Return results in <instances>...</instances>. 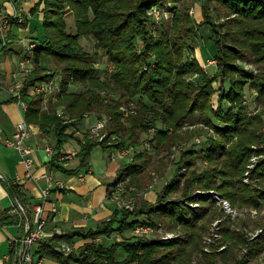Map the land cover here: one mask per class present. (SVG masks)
Listing matches in <instances>:
<instances>
[{
	"label": "trees",
	"instance_id": "trees-1",
	"mask_svg": "<svg viewBox=\"0 0 264 264\" xmlns=\"http://www.w3.org/2000/svg\"><path fill=\"white\" fill-rule=\"evenodd\" d=\"M212 1L225 15L223 22L217 21L212 14L209 5ZM44 2L42 10L39 3L31 10V18L22 14L24 20L20 21L4 15L3 0H0V52L7 51L10 39L14 38L10 31L2 29L4 17L10 24L23 27L31 23L29 34L38 45L30 50L34 69L24 76L25 119L56 141L53 166L75 172L57 161L65 143L72 137L68 132L70 126L85 122V113L110 116L112 124H108V130L119 133V138L113 142L101 141L87 130L78 153L81 166L89 164L96 146L101 145L110 154L129 144L138 146L141 132H147L150 127L157 128L154 147L164 149L169 142L174 144L175 140L184 138L169 134V128L178 127L180 122L196 116L199 123L213 128L218 134L208 138L206 148H193L182 153L174 176L158 192L156 200L141 198L133 210L116 208L112 216L96 228L77 227L48 237L38 243L36 255L50 257L63 264H169L175 258V251L184 249L186 241L197 240L195 232L199 221L211 212L205 205L215 204L211 194H195L198 188L219 190L232 203L261 207L264 203V156L259 158L252 171V177H260V184H256L260 186L253 187L243 182L254 152L252 143L263 142L260 120L257 116L256 120L248 116L244 100L246 87H251L264 102V0H203L205 18L200 23L194 20L191 6L184 0L180 7H171L175 11L174 20L163 25L161 30L157 29L159 26L150 14L152 7L161 4V0ZM67 6L75 18V32L68 30ZM41 11L43 18L40 17ZM201 26H205L208 36L202 49H207V57L215 56L218 60L214 74L203 69L196 54H187V49L194 52L195 46L190 45V41H199ZM83 37L93 42L95 52L84 48L81 43ZM24 54L26 57L27 52ZM100 54L107 56L114 65L112 71L107 68L105 76L95 65ZM44 58L54 60L57 69L63 73L60 94L56 101L49 102L48 107L42 94L30 92L37 81L53 76L46 71L42 63ZM248 62L256 67V73L245 66ZM218 83L219 88L216 87ZM77 85H83L85 89L74 90ZM102 89L109 90L108 95L114 92L119 97L109 96L111 100L107 102ZM131 101L138 105L136 114L124 122L120 106ZM59 109L70 115L72 121L66 122L61 118ZM234 137L237 140L232 142ZM260 150L264 151V147ZM198 159L206 164H199ZM149 165L150 159L144 151L138 152L130 163L121 165L119 174L126 173L129 177L127 188L143 186L148 178L145 169ZM182 167H186V174H183ZM0 181L4 182L1 176ZM11 183L12 195L28 207V215L32 217L27 190L19 183ZM132 192L136 194L135 190ZM187 201H198L200 205L191 206ZM27 220L28 216L0 211V224ZM167 224L185 227V236L175 239L136 237L111 245L95 240L102 236L111 237L115 232L133 230L137 226L158 228ZM241 238L248 243L243 235ZM77 239L89 241L75 247ZM63 243L73 246L69 254L61 249ZM120 248L126 251L127 256L117 260ZM232 264L245 263L236 260Z\"/></svg>",
	"mask_w": 264,
	"mask_h": 264
},
{
	"label": "rangeland",
	"instance_id": "rangeland-1",
	"mask_svg": "<svg viewBox=\"0 0 264 264\" xmlns=\"http://www.w3.org/2000/svg\"><path fill=\"white\" fill-rule=\"evenodd\" d=\"M186 1H188V4L191 6L190 12L194 20L197 23L202 22L205 18L204 8L202 7L203 0ZM168 2H170V5L165 6L166 8L164 12L161 9L162 13L159 20L155 19V16L152 15L155 22L156 20L159 21L158 23L156 22L157 26H159L157 29L159 30H161L163 25L166 26L167 23L173 22L175 17V11L173 12L171 10V7H180L184 0H168ZM39 3L41 4L42 10L45 7V2L44 0H41ZM209 5L212 14H214L217 21L223 22L226 17L217 9V3L212 1L211 3H209ZM198 9L201 10L200 17H198V19H201L200 21H198L197 19ZM67 10L68 11L65 15L68 23V30L70 32H75L76 26L74 15L69 6H67ZM30 16L31 15H29L28 17ZM40 16L42 18L44 16V13L42 11L40 12ZM12 17L18 18L21 21V17L19 15ZM6 20H8L7 23ZM23 20L24 16H22V21ZM9 24L10 22L8 18L3 19L2 29L4 32L6 29L5 26ZM198 34L200 36V38L198 37L199 41H190V45L194 44L195 46L194 52L192 51V49H187V54H196L203 69L206 72H209V74H214L215 71L218 69V60L215 56L207 57L205 52L207 51V49L202 50V45L208 38L207 34L205 33V26L199 27ZM203 39H205V41H203ZM35 42V38L31 34H29L26 48L30 47V45L34 44ZM81 43L87 51L95 52V46L93 42L89 39L83 37L81 39ZM25 51L27 52V49H25ZM28 53H31V51H29ZM99 56L101 57L97 59L95 65L96 67L100 68V70L102 71L101 74L105 76L107 68L109 69V71H112L114 69V65L108 61L107 56H103V54H100ZM33 64L34 63H32L31 71L34 69ZM44 66L47 68L46 71L50 74H53V76L51 77V79L39 80L37 82L56 80V82L58 81L60 84V80L63 77V73L57 69L55 61L49 59V62H46ZM245 66L253 69L254 73L257 72L256 67L252 63H245ZM219 86L220 83L216 85L217 88H219ZM32 88L33 86L31 87V89ZM82 88L85 89L83 85H77L73 87L74 90L78 91ZM101 91L103 92L104 96H107V102L111 100V97H119L118 94L114 92L108 95L109 90L102 89ZM44 102L45 106L47 105L48 107L50 101H47L45 98ZM244 103L247 106L248 116L253 120H256L257 117L259 118V129L263 139V142L252 143L254 152L251 156L250 162L247 165V169L243 178V182L245 184H250L251 186L256 187L260 186L256 184H260L261 180L260 177H252V171L256 168L259 158L264 156V151L260 150V148L264 147V102L259 100V93L256 90L252 89L251 87H246V96ZM137 107L138 105L134 101H131L129 103L124 102L120 106V111L123 113L122 120L125 122L126 118H129L133 114H136L135 108ZM60 111L61 109L58 110V114ZM91 114L92 113L84 114L85 121L86 118H89L90 116L93 118L92 122L95 119L107 116V114L102 117L97 114H93L92 116ZM61 118H63L66 122L72 121L73 119L70 115H67L66 117L62 116ZM92 122L88 125L85 124L86 122L83 121L80 123V125L70 126L69 130L71 131L73 127L77 128V130L80 131V134L78 136H81L80 138L83 140L86 139L85 132L87 130L90 132L91 136L96 137L101 141L113 142L119 138V133L109 132V125L112 124L110 123V121L108 123V126H106L101 131L99 130V133H94L93 131L89 130L91 128L90 126ZM126 123L127 126L130 125L127 121ZM69 130L68 132L70 133ZM156 132V127H150L147 132H141L140 144L138 146L129 144L125 148L114 150L115 152L116 150H129L126 156L122 158L118 157L116 159L118 163H121L122 165L133 161L136 158V154L140 151L146 152V156L150 159V165L147 169H145V171H148V178L141 187H134V189L133 187L127 188L129 177L126 173L119 174L118 172V176L114 180L113 186H115L117 182H121L123 190L121 192V195L119 196L120 199L115 200L117 204L116 208L133 210L136 206V203L141 198H145L150 201L156 200L158 192H160L163 187L167 184V182L170 181L171 178L174 176L177 168V161L180 159L182 153H184L186 150L193 148L197 150H199L200 148H206L205 144L209 140L208 138L211 135L218 134H216V131L213 128L199 123V118L198 116H196L187 121L180 122L178 127H170L169 134H174V136L177 137L182 136L184 138L175 140L174 144L171 141L168 143V146H164V149L157 150L154 147L153 140ZM71 133L74 132L71 131ZM92 133L94 134L92 135ZM235 140H237V137H234L232 142ZM198 163L206 164L202 162V159H198ZM182 168L183 174H186V167ZM200 168H202V166ZM182 180H184V177H182ZM233 188L235 189V187ZM134 190L136 194L132 192ZM195 194H211L212 198L215 200V204L205 205L211 210V212L208 214V216L202 218L199 221V227L197 228V232H195V234L197 233L198 236L197 240H195L194 242L186 241L183 244L184 249L181 251L176 250L174 253L175 258L171 260L169 264H232L236 260L243 261L245 264H264V203H262L261 207H256L247 204L240 205L232 203V201L228 197H226L223 192L216 189L207 190L201 187L195 191ZM187 203H190L191 206L196 207L200 205V202L198 201H187ZM185 231H187L186 228L180 225L174 227L167 224L159 226L158 228H155L153 226H137L133 230H127L124 233L115 232L111 237L102 236L98 237V239L95 240H97L98 242H102L105 245H111L114 242L134 240L136 237L148 239H175L177 237L179 238L181 236H185ZM241 235L248 239V243H246L245 240L241 238ZM126 256L127 253L125 250H123L122 248L118 249L116 255L117 260H122Z\"/></svg>",
	"mask_w": 264,
	"mask_h": 264
},
{
	"label": "crops",
	"instance_id": "crops-1",
	"mask_svg": "<svg viewBox=\"0 0 264 264\" xmlns=\"http://www.w3.org/2000/svg\"><path fill=\"white\" fill-rule=\"evenodd\" d=\"M40 1L3 0L4 15H19L22 21L21 15H31V10ZM200 11L197 10V19L200 17ZM30 25L31 23L27 27L18 24L5 26V30L10 31L14 38L10 39L9 49L0 52V168L11 182L25 187L30 196L29 206L32 212L35 205H43V217L47 221L45 230L48 237L77 227L96 228L98 224L109 219L117 207L115 199L111 197V191L121 163L113 160L111 154L99 145L94 148L89 164L81 166L78 153L83 139L78 136L80 131L74 127L71 130L74 133L65 143L64 150L57 161L64 168L75 170L72 173L53 166L54 156L57 153L56 141L50 135L44 134L35 124L31 123L34 132L27 140L28 145L33 148L34 157L30 172L21 162L20 155L6 144V139L13 135L17 124L26 120L27 105L13 95V87L18 81H22L24 85L25 74L20 71L19 61L25 57ZM49 59L51 58H44L43 65L49 62ZM17 74L19 76L16 78ZM30 92L36 95L32 89ZM92 119L91 116L86 118L85 124L89 125ZM48 146L53 148V152L48 151ZM66 154H72V156H65ZM45 190L48 191L47 195ZM17 202L11 190L0 181V211L19 213ZM32 218L33 215L31 220ZM27 222L28 220L0 224V264H15L14 252L18 246L15 240L25 237ZM88 241L89 239H77L74 246L79 247ZM38 245H35V250ZM8 255L12 257L8 258ZM45 263L63 264L50 257H45Z\"/></svg>",
	"mask_w": 264,
	"mask_h": 264
},
{
	"label": "built area",
	"instance_id": "built-area-1",
	"mask_svg": "<svg viewBox=\"0 0 264 264\" xmlns=\"http://www.w3.org/2000/svg\"><path fill=\"white\" fill-rule=\"evenodd\" d=\"M170 5V2L168 0H161V4H157L152 7L150 10V14L155 16V19L159 20L161 16V9L163 12L165 11V6ZM166 13V12H165ZM156 22H159L157 21ZM8 20H6V23ZM38 43H34L30 45V47L27 49V55L26 57L22 58L19 61L20 71L24 74L31 71L32 68V57L30 53H28L33 47L37 46ZM19 71V73H20ZM19 75L17 74L16 78ZM35 86V87H34ZM23 83L22 81H18L16 85L13 87V95L17 97L19 100H23ZM33 93L39 94L42 93V95L46 98L47 101H55L61 91V86L59 82L56 80H47V81H40L36 82L33 85L32 88ZM53 99V100H50ZM68 114L60 111L59 116L66 117ZM110 121L109 116H105L103 118L95 119L92 124L90 130L94 133H99V130H103L106 126H108V123ZM34 127L31 123L27 122L26 120L20 121L17 124V128L13 135L6 139V144L13 148L19 155L20 160L22 163L26 165L29 172L34 164V157H33V148L28 145L27 140L28 138L33 134ZM92 133V134H94ZM101 134V133H100ZM48 151L53 152V148L51 146L47 147ZM129 152V150H120L116 152H112L111 158L113 160H116L118 157L122 158L126 156V154ZM65 156L71 157L72 154H66ZM123 190V186L121 182H117L115 186H113L111 191V197L115 200L120 199L121 192ZM48 191L45 190V195H47ZM18 212L23 217L28 216V207L23 204L22 202H17ZM44 207L42 204H37L34 206L33 211V218L31 222L33 221V224H29V222L26 223V228L29 230V234L27 238L23 239H16L15 243L18 244L16 250H15V256L14 261L15 264H19L20 255L22 250H24V264H46L45 263V257H38L36 255V250L34 248L35 245H37L39 242L46 240L48 238L46 234V225L47 221L43 217ZM73 246L69 244H63L61 246V249L66 252V254H69L72 251ZM11 255H8V258H11Z\"/></svg>",
	"mask_w": 264,
	"mask_h": 264
},
{
	"label": "water",
	"instance_id": "water-1",
	"mask_svg": "<svg viewBox=\"0 0 264 264\" xmlns=\"http://www.w3.org/2000/svg\"><path fill=\"white\" fill-rule=\"evenodd\" d=\"M0 176L3 179L4 183L6 184V186L9 188V190L12 191V183H11L9 177L4 173V171L1 168H0ZM28 222L31 225V216L30 215H28ZM28 234H29V230H27L24 238H27ZM19 264H24V250H22V252H21Z\"/></svg>",
	"mask_w": 264,
	"mask_h": 264
}]
</instances>
